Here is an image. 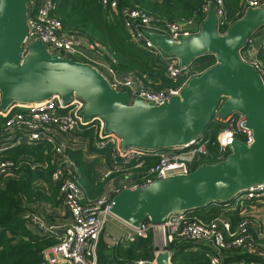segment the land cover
<instances>
[{"label":"built area","instance_id":"2783aa9c","mask_svg":"<svg viewBox=\"0 0 264 264\" xmlns=\"http://www.w3.org/2000/svg\"><path fill=\"white\" fill-rule=\"evenodd\" d=\"M101 4L113 11L117 7L116 0H101ZM209 5L213 7L220 25L226 11L223 0L209 1L203 8L206 14ZM262 6L264 0H242L241 3L244 13L247 9ZM27 7L28 31L22 55L26 53L28 45L37 39L50 54L59 53L62 57L77 61H82L83 58L82 62L93 64L106 76L112 89L127 90L131 99L139 98L155 105L163 104L177 95L190 77L199 74L190 72L188 66H181L178 58L165 56L145 34V31L152 30L179 41L182 36L198 32L199 27L193 19L172 21L159 28L154 26V19L144 11L135 8L123 10L124 26L130 32L132 41L156 50L161 56L164 55L167 61L165 73L169 79L177 80L182 75L186 76L176 87L152 90L144 86L132 73L119 74L106 64L97 65L96 60L87 56L84 50L86 41L77 34L63 31L60 21L53 15V0H28ZM256 34L257 31L249 36L245 49L240 50L239 55L242 61L256 70L264 86V66L256 56L251 57L252 53L256 54L257 45L264 42V33ZM84 106L85 101L76 95L64 102L55 94L41 102L15 103L6 110H0V150L20 143L42 141L52 146L50 162L55 169L51 179L57 184L61 198L59 212L68 214L69 221L61 229L56 228L55 224H50L44 219L39 209L42 206L40 203L32 205L34 211L27 210L21 214L27 227L33 232L41 235L58 233L57 243L42 253L47 264H97L96 248L99 237L108 217L111 216L109 203L122 189L144 187L156 179L187 175L200 165L211 164L207 160H224L230 153L229 145L235 139L246 146L253 141V132L246 126L244 114L234 111L226 118H221L215 113L212 120L221 124V128L214 138L202 132L183 145L156 149L136 146L124 148L116 134L103 132L104 124L100 118H82L80 111ZM84 129L93 132L91 145L95 149L107 146L110 149L109 162L102 171L101 178L108 181L114 178L120 180L116 186H111L94 198L84 194L79 168L65 146L67 134L82 132ZM11 167L9 160L0 159V179L11 173ZM220 204L225 211L238 213L240 219L234 228L223 214L203 221L194 218L188 211H180L169 214L160 226H155L148 220L139 227L128 226L125 238L132 240L135 237H146L149 231L162 228L167 245L183 241L192 246H209L208 264H262L256 259L231 257L250 253L264 261V217L256 213L260 205H264V182L250 186L235 194L231 200ZM143 263L145 261L137 262Z\"/></svg>","mask_w":264,"mask_h":264},{"label":"water","instance_id":"95a60500","mask_svg":"<svg viewBox=\"0 0 264 264\" xmlns=\"http://www.w3.org/2000/svg\"><path fill=\"white\" fill-rule=\"evenodd\" d=\"M28 0H0V110L15 103L47 100L58 94L64 102L82 98L84 120L98 117L103 132L114 133L124 148L156 149L183 145L197 137L215 113L226 118L240 112L253 132L249 146L235 139L224 160L203 164L187 175L156 179L144 187L122 189L109 203V213L130 227L148 220L160 226L171 213L209 203H223L264 182V86L239 52L256 28L264 24V6L247 9L223 34L209 5L197 33L174 41L166 34H145L165 55L188 66L196 57L213 54L215 64L189 78L177 95L155 105L116 91L93 64L50 54L34 39L22 55L27 36ZM222 103L220 104V102ZM152 262L170 264L173 250L155 247ZM43 257L42 254L39 255Z\"/></svg>","mask_w":264,"mask_h":264},{"label":"trees","instance_id":"16d2710c","mask_svg":"<svg viewBox=\"0 0 264 264\" xmlns=\"http://www.w3.org/2000/svg\"><path fill=\"white\" fill-rule=\"evenodd\" d=\"M211 0H116V10L105 8L101 0H53V15L60 21L62 29L74 33L86 41L84 50L94 54L99 60L119 74L132 73L144 86L152 90L176 87L181 80H171L166 76L167 61L156 50L135 43L124 26L122 12L125 8L140 9L150 15L156 27H164L172 21L193 19L197 25L205 19V5ZM225 15L218 31L226 29L244 15L242 0H223ZM261 25L254 32L261 29ZM252 33V34H253ZM246 44L242 49H245ZM256 59L264 66V42L257 45ZM213 54L196 57L188 68L192 73H201L215 64ZM221 124L212 120L204 129V134L214 138ZM96 154L108 164L109 147L95 149L91 145L93 132L84 129L81 133ZM214 149V147H212ZM216 150V149H215ZM51 144L47 142L20 143L0 150V159L12 163L11 173L0 179V264H47L39 255L58 241V233L38 234L30 230L21 214L34 211L35 203H48L58 207L61 198L58 186L51 179L55 166L50 162ZM68 151V150H67ZM80 171V182L85 195L97 197L104 192L108 180L102 179V172L96 169V161H86L80 150L68 151ZM208 163L216 159L207 160ZM194 218L209 221L218 215H225L234 228L240 217L236 211H225L218 202L188 211ZM147 222V221H146ZM260 241V240H259ZM187 242H172V264H208V248L200 245L191 251ZM208 249V250H207ZM230 257V256H229ZM154 258L153 233L146 237H135L127 243L107 247L102 236L96 248L97 264H137ZM233 259H256L250 253H240Z\"/></svg>","mask_w":264,"mask_h":264},{"label":"crops","instance_id":"0c3cea01","mask_svg":"<svg viewBox=\"0 0 264 264\" xmlns=\"http://www.w3.org/2000/svg\"><path fill=\"white\" fill-rule=\"evenodd\" d=\"M257 35V34H256ZM255 53V52H254ZM91 56V55H90ZM94 57H92L94 60H99V57L95 56L93 54ZM255 55L252 53L251 57H254ZM250 57V58H251ZM98 58V59H96ZM82 132L80 131H75L72 132L70 134H67L65 136V146L67 148L68 151L70 150H80L82 153V157L86 160V161H96V169L100 172H102L104 170V168L108 165L107 162L100 157V155L96 154V152H94V150L91 148L90 149V143L89 141L83 137V135L81 134ZM120 180L114 178L111 181H108L106 186H105V190L109 189L111 186H116V184H118ZM85 194V192H84ZM42 206L39 207L41 214L44 216V219L49 222L50 224H55L56 228L61 229V227L65 224H67V222L69 221V216L68 214H66L63 211L59 212V208L60 205L58 207H54L51 206V204L48 203H40ZM59 216V217H58ZM112 228H111V233H108L107 235H112L113 233L116 235V243H112L110 241L111 237H104L102 238L103 241L106 243L107 247L111 248L117 244H122L123 243H127L130 240H127L125 238V233L128 231V226L126 224H124L122 221H120L117 218L112 217ZM158 232L160 231V234L157 236L155 233H153V245H154V257L156 255V251H155V239L157 237H159L160 240H162L165 243V234H164V230L162 228H158L157 229ZM114 231V232H113ZM35 233V232H34ZM119 233V234H118ZM101 237V235H100ZM99 237V238H100ZM167 245V244H165ZM200 245H194L192 247H190L191 251H196L198 249ZM206 246L208 249H210L209 246L207 245H203ZM169 249V248H168ZM207 249V250H208ZM169 251H171V249H169ZM43 258V257H42ZM154 260V258H153ZM151 261H145V262H152ZM172 264V263H170Z\"/></svg>","mask_w":264,"mask_h":264},{"label":"rangeland","instance_id":"374dc122","mask_svg":"<svg viewBox=\"0 0 264 264\" xmlns=\"http://www.w3.org/2000/svg\"><path fill=\"white\" fill-rule=\"evenodd\" d=\"M262 33H264V26L261 29L257 30V35H261ZM86 54L89 57H91V56L94 57L90 53H87L86 52ZM96 59H98V58H96ZM81 60L83 61V58H81ZM95 63L97 65H104V63L101 62L100 60H96ZM185 77L186 76L182 75L179 79L182 80V79H185ZM256 213H259L260 216H263L264 217V205H260L259 210H257ZM111 221H112V216H109L108 219H107V221H106V224L104 226V229H103V231L101 233L102 238L109 237L110 236V235H107V234L112 232L111 231V228H112V222ZM152 233H155L158 236L160 234V231L158 232V230L155 228ZM110 237H111L110 241L115 244L116 243V240H115L116 235L113 233ZM154 243H155L156 247H158V248H161V247H163L165 245V243L162 240H160L159 237H157L155 239Z\"/></svg>","mask_w":264,"mask_h":264}]
</instances>
